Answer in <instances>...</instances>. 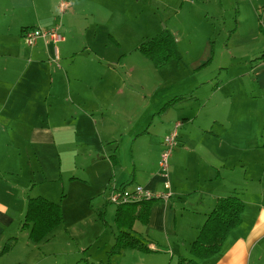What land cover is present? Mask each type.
<instances>
[{
	"label": "crops",
	"instance_id": "obj_1",
	"mask_svg": "<svg viewBox=\"0 0 264 264\" xmlns=\"http://www.w3.org/2000/svg\"><path fill=\"white\" fill-rule=\"evenodd\" d=\"M139 1L133 0L132 12ZM141 1L138 18L150 4ZM156 1L177 5L176 14L184 4L199 3V12L205 8L206 17L218 21L226 10L229 15L234 10L233 33L223 52L243 62L237 67V80L244 84L238 83L245 98L233 104L229 95L224 97L229 102H221L223 83L209 92L203 90L202 95L198 78L215 62L202 70L193 65L189 93L160 114L161 125L156 128L160 141L150 142L153 130L135 133L128 165L120 140L113 136L118 128L111 132L106 125L110 117L122 118L124 112L111 110L110 89L101 84L103 74L126 69L121 64L124 55L111 63L97 46L103 44L106 49L113 43L121 51L126 29L143 25L128 17L129 0H0V251L9 239H15L5 256L16 249L18 239L12 235L16 230L18 236L28 237L29 231L21 230L28 199L43 198L59 205L62 213L66 195L59 192L58 184L76 185L89 205L96 202L97 216L113 209L114 223L116 207L106 201L108 189L139 185L160 198L152 202L147 223L135 221L132 226L151 252L125 250L114 259L129 255L135 264H172L174 257L173 264H178L192 259L191 244L207 216L218 200L235 196L243 204L239 225L216 255L198 263L264 264V99L250 91H259L264 98V59L252 61L264 56V37L259 31L264 25V0H227L221 6L222 0ZM62 3L69 5L64 12L59 11ZM55 26L63 38L55 46L38 40L28 47L22 39L24 29ZM166 30L174 38L173 29L168 26ZM215 67L218 74L227 68L222 62ZM214 78L209 79L211 83ZM119 87L125 89L123 84ZM185 104L191 105L188 110H182ZM228 104L231 109L225 110ZM175 113L176 118L172 117ZM109 114L104 126L102 120ZM184 118L186 122H180ZM97 122L104 126L103 135L98 133ZM178 122L182 123L179 145L169 158L165 176L158 165L163 139ZM48 150L58 160L54 172L46 166ZM60 226L41 242H29L40 245ZM116 235L117 229L116 234L111 230V247Z\"/></svg>",
	"mask_w": 264,
	"mask_h": 264
},
{
	"label": "rangeland",
	"instance_id": "obj_2",
	"mask_svg": "<svg viewBox=\"0 0 264 264\" xmlns=\"http://www.w3.org/2000/svg\"><path fill=\"white\" fill-rule=\"evenodd\" d=\"M198 1L201 2V0ZM146 2H150L149 8L142 11V18H138L136 16L141 13L139 9H142L140 7L142 1L140 0L137 5L139 9L137 8L132 12L133 0H129L128 17L131 20L135 18L143 22V25H137V27L136 24H133L126 29L127 31L124 32L125 39L121 40L120 43L121 51H118L113 43L106 49H104L103 44L98 43L97 46V48L102 49L100 54L102 57L103 55L106 57L104 60L111 63H115L121 54L124 55L121 64L126 69H121V71L119 69L111 74L105 73L101 81V84L104 83L110 89V104L113 107L111 110L118 112L121 109L124 116L122 118L121 116L118 118L110 117L109 119V114L102 122L109 119L106 125L112 128L111 132L115 127L118 128L113 136L120 140L119 148L124 149L128 165L130 163V147L135 133H142L146 129L148 132L153 130L150 142L158 144L160 141L161 133L156 130L162 121L160 109L168 100L189 93L188 91L194 81V79L193 81L189 80L193 65H197L196 67L202 70L214 60L215 65L222 62L227 67L226 70H222L223 74H218L219 71L216 72L215 65L202 73V77L198 78V83L203 84L200 91L202 95H204L203 90L209 92L211 91L210 88L223 83L221 102H229L230 98H224L229 95L233 96L231 100L233 104L245 98H242L244 91L238 85V83H243L237 80V73L239 74L237 67H241L243 62L238 57L233 60L227 53L223 52L226 48L227 37L233 33L234 10L232 15H229L226 10L223 20L220 18L218 21L214 16L213 18L206 17L205 8L199 12L201 9L199 3L191 6L184 4L182 11L176 14L177 5L175 6L170 2H167L166 5L156 0H147ZM226 4L227 0L218 2L220 6ZM168 26L173 29L177 51L182 61L178 63L172 60L163 68L156 69L150 61L137 52V47L141 43L160 35ZM130 30L133 32L131 33ZM144 33H148L147 38H144ZM151 33L154 34L151 36ZM252 61L254 62L256 59H252ZM216 74L218 75L217 79ZM213 76L215 78L211 83L209 79ZM121 84L125 86V89L121 90L119 87ZM250 91L255 93L257 99H264L259 91H254L252 88ZM106 97L108 98V96ZM92 100L98 104L97 100L94 98ZM255 102L256 107L258 101ZM228 105H225V110L231 109V104ZM190 106V104H185L182 110H188ZM236 107L240 108L239 105ZM176 115L175 113L172 117L176 118ZM87 122L90 124L89 121ZM180 122L185 123V118ZM99 123L97 122L98 127L96 124V128L98 133L103 135L105 122L104 126ZM82 125V122H79L80 129ZM105 137L109 138L110 136ZM71 159L75 160V157ZM61 160L64 163L65 158L62 157ZM57 163L56 156L48 150L46 156L48 171L54 172ZM75 186L58 184L59 192H63L66 197L62 205L60 204L63 221L57 231L53 233L54 235L52 234L47 241L40 245H33L27 240L24 233L18 236L20 233L16 230V234H12L18 239L16 249L8 256L4 254L5 257L0 259V264H135L136 259L129 255L122 260L118 258L112 259L111 262L108 261L111 242L113 241L111 230L116 234L113 209L107 213L102 211L104 215L100 221L94 211L96 202L89 205L88 200L82 198L81 190ZM173 261H176V257Z\"/></svg>",
	"mask_w": 264,
	"mask_h": 264
},
{
	"label": "trees",
	"instance_id": "obj_3",
	"mask_svg": "<svg viewBox=\"0 0 264 264\" xmlns=\"http://www.w3.org/2000/svg\"><path fill=\"white\" fill-rule=\"evenodd\" d=\"M259 31L264 37V25L261 24L259 26ZM137 52L150 61L156 69L164 67L172 60L178 63L182 61L173 36L165 29L160 35L138 45ZM261 59H264L263 55L256 60ZM182 99V97H179L170 100L161 108L159 113L166 112ZM262 147L264 148V144ZM155 200L150 199L116 206L114 225L117 229V235L109 252V262L121 255L125 250H136L142 253L151 252L148 249V242L136 234L132 230V226L135 221H139L142 224L147 223L150 206ZM242 211L243 204L235 196L218 200L215 208L207 216L197 238L191 244L189 254L192 259L180 260L178 264H199V261L216 255L230 231L239 225ZM103 215V212L98 214L100 221H102ZM62 221L59 205L50 203L40 197L28 199L21 230L29 231L28 241L39 243L56 229ZM14 242L15 239H9L2 247L0 256L8 253Z\"/></svg>",
	"mask_w": 264,
	"mask_h": 264
},
{
	"label": "built area",
	"instance_id": "obj_4",
	"mask_svg": "<svg viewBox=\"0 0 264 264\" xmlns=\"http://www.w3.org/2000/svg\"><path fill=\"white\" fill-rule=\"evenodd\" d=\"M69 7L68 4L62 3L59 6V11L64 12ZM22 39L28 47L34 46L38 40H42L52 45L59 44L63 41L59 28L57 26L49 29L30 28L22 32ZM55 48V52H56ZM182 123H175L172 130L163 139V151L160 154L158 165L161 172L166 176L168 172V161L173 151L179 145L178 130ZM155 198L153 194L139 185L132 187L121 186L117 188H109L107 192V203L112 206H119L125 204H133Z\"/></svg>",
	"mask_w": 264,
	"mask_h": 264
}]
</instances>
